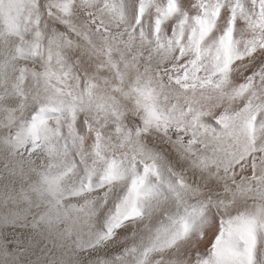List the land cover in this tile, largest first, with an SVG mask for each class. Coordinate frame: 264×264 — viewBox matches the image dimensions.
I'll return each mask as SVG.
<instances>
[{
	"label": "snow or ice",
	"instance_id": "obj_1",
	"mask_svg": "<svg viewBox=\"0 0 264 264\" xmlns=\"http://www.w3.org/2000/svg\"><path fill=\"white\" fill-rule=\"evenodd\" d=\"M0 156L5 264H264V0H0Z\"/></svg>",
	"mask_w": 264,
	"mask_h": 264
},
{
	"label": "bare ground",
	"instance_id": "obj_2",
	"mask_svg": "<svg viewBox=\"0 0 264 264\" xmlns=\"http://www.w3.org/2000/svg\"><path fill=\"white\" fill-rule=\"evenodd\" d=\"M2 159H1L0 163L2 162ZM37 163H39V161ZM0 167H1V164H0ZM1 176H3V175H1ZM1 176H0V178H1ZM4 177H6V176L4 175ZM8 178L11 179V183L8 180V182L10 184H7L10 187L13 185V182L15 183V187H17V188L19 187V185L21 183L24 182L19 176H16V177L11 176ZM8 178H5V179H8ZM2 179H4V178H2ZM3 182H4V180L2 182H0V184H2V188L3 187L5 188V186L3 185L5 183H3ZM5 182H7V180ZM6 191H7L6 188H5V190L2 189V191H0V214L7 211V209L4 207L3 202H2L3 194H5ZM21 207H23V206H21ZM20 239L23 241L22 247H27L28 246L27 233L25 235L21 236ZM66 243H70V242H66ZM205 247H206L205 244H203V243L200 244V250L201 251H203L205 249ZM64 253H67L66 257L64 256ZM38 257H40V258L38 259ZM53 257H55V259H56V264H60L61 258L64 259L65 264H76V257L73 255V251H71L67 246L63 249L53 250ZM50 259H51L50 257L41 256V253L38 249H31L30 248L28 250V252H25L23 255H21V258L18 262L9 261V262H7V264H50ZM0 264H5V261L2 257H0Z\"/></svg>",
	"mask_w": 264,
	"mask_h": 264
},
{
	"label": "rangeland",
	"instance_id": "obj_3",
	"mask_svg": "<svg viewBox=\"0 0 264 264\" xmlns=\"http://www.w3.org/2000/svg\"><path fill=\"white\" fill-rule=\"evenodd\" d=\"M2 158H3V157L0 156V161H1ZM2 162H3V159H2ZM2 162L0 163V164H1V167H0V173H1V174H0V176H1V175H3V176H1V178H0V182H2V181L4 180L3 183H5V184H3V185L5 186L6 184H10V183H11V179L8 178V177H11V176H8V175H7V172H6L5 170H3V169H4V162H3V163H2ZM2 165H3V166H2ZM2 172H3V173H2ZM4 175H5L6 177H4ZM7 176H8V177H7ZM2 178H4V179H2ZM5 178H8V179H5ZM6 180H7V182H5ZM8 180H9L10 183L8 182ZM0 189H1L0 191H2V189L5 190L4 187L2 188V184H0Z\"/></svg>",
	"mask_w": 264,
	"mask_h": 264
}]
</instances>
